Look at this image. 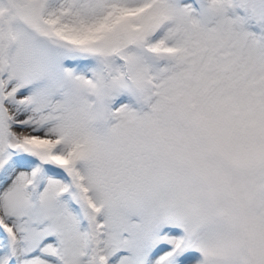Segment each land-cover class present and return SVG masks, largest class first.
<instances>
[{"label":"snow or ice","instance_id":"1","mask_svg":"<svg viewBox=\"0 0 264 264\" xmlns=\"http://www.w3.org/2000/svg\"><path fill=\"white\" fill-rule=\"evenodd\" d=\"M0 264H264V0H0Z\"/></svg>","mask_w":264,"mask_h":264}]
</instances>
